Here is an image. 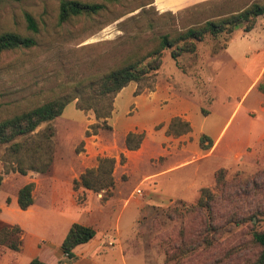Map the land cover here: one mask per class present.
Returning <instances> with one entry per match:
<instances>
[{
	"label": "rangeland",
	"instance_id": "1",
	"mask_svg": "<svg viewBox=\"0 0 264 264\" xmlns=\"http://www.w3.org/2000/svg\"><path fill=\"white\" fill-rule=\"evenodd\" d=\"M78 1L102 7L60 21L61 0L0 2V32L36 40L30 48L0 52V119L51 98L74 95L77 87L87 86L129 55L144 54L159 35L238 11L255 0ZM164 5L173 8H158ZM25 13L36 21L37 32L27 28ZM230 37L207 34L194 54L177 59L171 49H164L155 75L128 84L115 96L107 118L110 129L86 135L96 122L94 112L78 109L77 99L69 102L62 115L35 130L50 126L53 131L52 164L45 173L12 170L14 156L8 144H0V229L20 228L13 235L16 250L0 243V264H29L34 257L49 264H241L251 256L253 248L232 263L223 259L233 243H217L212 252L201 250L188 259L168 252L172 244H181L169 243L181 223L168 218L166 209L179 202L195 203L202 187L215 191L217 169L224 168L228 180L261 181L264 14L252 30L244 32L240 26ZM222 45L226 47L213 53ZM176 117L188 122V131L169 129ZM126 131L142 132L148 140L127 149L120 136ZM93 135L104 146L97 155L96 144L87 140ZM202 135L207 138L201 140ZM209 141L211 147L202 149L200 142ZM103 157L115 160L111 196L105 197V190L74 189L73 180ZM28 182L34 183L33 203L23 210L16 197ZM258 217L235 226L220 241L232 234L249 239L252 231L264 230V213ZM74 222L96 232L67 260L60 245Z\"/></svg>",
	"mask_w": 264,
	"mask_h": 264
},
{
	"label": "trees",
	"instance_id": "2",
	"mask_svg": "<svg viewBox=\"0 0 264 264\" xmlns=\"http://www.w3.org/2000/svg\"><path fill=\"white\" fill-rule=\"evenodd\" d=\"M5 0H0V2ZM102 5L87 3L78 0H61L59 7V20L66 21L74 15H90L99 11ZM264 14V0H255L238 11L224 14L213 19H207L200 24L177 30L173 34L164 33L157 37L156 44L144 54H131L120 64L112 67L107 72L89 82L85 87H77L74 95L59 96L45 100L30 108L14 113L11 116L0 119V144H8L9 154L14 156L12 170L20 174L28 171L45 173L50 169L53 154V131L50 126L35 131L42 123L62 115L65 106L72 100H76V107L83 111H93L96 122L86 130V135L96 133L98 128L110 129L107 118L113 111L115 96L128 84L146 80L155 75L161 66L162 51L171 49L170 54L174 59L181 55L194 54L197 43L209 34L214 38L221 35L230 37L236 28L241 26L244 32L252 30L259 16ZM27 28L37 32V23L34 18L25 13ZM231 38V37H230ZM36 44L33 36L21 35L16 32H0V52L5 50L30 48ZM217 48L213 53L225 48ZM189 124L180 118H174L169 124L170 130H178L183 133L189 130ZM17 138H21L17 140ZM207 138L201 136V140ZM143 139V133L129 132L125 136V147L133 150L139 147ZM202 149H208L207 145L200 142ZM114 158L103 157L98 159L95 168L86 169L80 174L79 180H73L76 189L82 186L95 192L105 190V197L111 196V187L114 185L112 169ZM261 181L251 177L245 181L240 177L228 180L225 178L226 170L219 168L214 172L216 190L207 187L200 188L198 199L195 203L168 207L165 211L168 218L180 221L181 225L169 253L186 257V259L204 250L212 252L217 243H233V246L223 252V259L230 263L248 254L250 248L253 253L245 257L241 264H264V230H254L248 239L232 234L228 241H220V237L230 232L235 226L246 221L256 220L264 213V169L259 172ZM254 176H257L255 174ZM250 184L247 185V183ZM2 176L0 174V187ZM33 182L22 185L17 192V205L20 209H27L33 203ZM18 226L0 229V243L16 250L17 238H13L19 232ZM95 229L88 225L72 223L66 232L61 250L67 260L76 257L73 249L88 242L95 236ZM183 262V261H182ZM180 262V263H182ZM29 264H49L34 257Z\"/></svg>",
	"mask_w": 264,
	"mask_h": 264
},
{
	"label": "crops",
	"instance_id": "3",
	"mask_svg": "<svg viewBox=\"0 0 264 264\" xmlns=\"http://www.w3.org/2000/svg\"><path fill=\"white\" fill-rule=\"evenodd\" d=\"M155 4H156V2H155ZM163 7H164V8H166V7H167V8H173V7L170 6V5H164V6H162V7H158V8H163ZM233 117H234V115L232 116V118H233ZM232 118H231V119H232ZM231 119H230V121H231ZM130 131H137V129H132V130H130ZM223 131H224V130H222V133H223ZM128 132H129V131H128ZM128 132L126 131L124 134H123V133H122V134L120 133V136L124 138L125 135H126ZM223 134H224V133H223ZM223 134H222V136L217 140V143H216L217 145L221 142V140H222V138H223ZM93 136H94V137H93ZM93 136H92V138H89V139H87V140H88L90 143H92V144H93V143L96 144V147H94V151H95V154L97 155V154H99V151H103L104 146L101 145L99 142H96V141H95V137H99L98 135H93ZM147 140H148V138L144 136V138H143V140H142V143H141V146H143V144H145V143L147 142ZM217 145H216V146H217ZM212 148H213V146H212ZM125 149H126V148H125ZM125 149H124V151H125ZM126 150H127V149H126ZM159 150H160L159 152H162L161 150H163V147L160 146ZM210 151H211V148H210ZM210 151H209V152H210ZM101 153H103V152H101ZM146 158H148V155H147ZM73 178H74V177H73ZM73 178H72V179H73ZM72 179H71V180H72ZM84 244H85V243H84ZM80 245H82V244H80ZM61 252H62V250H61ZM62 254H63V253H62Z\"/></svg>",
	"mask_w": 264,
	"mask_h": 264
}]
</instances>
